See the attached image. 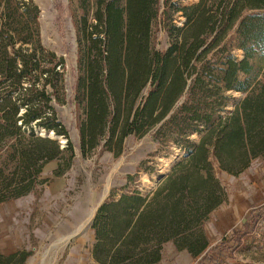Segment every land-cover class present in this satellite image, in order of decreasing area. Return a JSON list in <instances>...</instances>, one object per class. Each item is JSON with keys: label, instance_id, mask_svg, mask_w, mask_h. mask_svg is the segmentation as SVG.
I'll return each instance as SVG.
<instances>
[{"label": "trees", "instance_id": "1", "mask_svg": "<svg viewBox=\"0 0 264 264\" xmlns=\"http://www.w3.org/2000/svg\"><path fill=\"white\" fill-rule=\"evenodd\" d=\"M40 11L34 0H0V203L34 191L48 162L58 160L61 176L75 158L57 110L67 100L66 61L43 44ZM160 19L165 49L155 44ZM73 20L82 153L120 155L126 137L154 128L186 150L156 189L132 187L129 175L112 190L92 221L94 259L157 264L173 241L195 264H226L230 242L246 246L240 239L262 217L252 212L245 229L211 246L205 223L227 196L217 168L238 174L264 159V0H79ZM231 92L244 96L227 110ZM30 255L0 252V264H28Z\"/></svg>", "mask_w": 264, "mask_h": 264}, {"label": "rangeland", "instance_id": "2", "mask_svg": "<svg viewBox=\"0 0 264 264\" xmlns=\"http://www.w3.org/2000/svg\"><path fill=\"white\" fill-rule=\"evenodd\" d=\"M34 1L41 10L39 20L43 44L66 61L67 100L64 104H57V110L69 129L75 158L61 176L54 173L58 160L48 162L39 178L43 183L34 191L0 203V252L10 253L25 248L31 251L28 264H63L71 251L77 249L88 264L95 241L92 221L112 190L126 185L129 175L136 176L130 184L132 187L156 189L186 150L174 142H161L155 137L154 128L143 136L126 137L120 155L101 146L84 155L80 148L79 130L83 116L78 113L73 91L77 78L78 46L73 15L79 7V0ZM179 1L180 5H190L198 0ZM184 20L178 14L175 21L182 25ZM154 36L157 48L168 46L169 37L161 19L154 26ZM233 54L242 58L243 51L235 48ZM231 95L227 110H233L244 93L231 92ZM200 137L199 133L190 136L196 142ZM59 138L60 142L66 143L65 137ZM162 175L164 178L157 181ZM217 176L227 196L205 223L211 246L234 236L237 230L245 229V221L251 219V213L261 212L256 228L240 239L245 248L236 247L237 242L232 240V247L225 249L221 257L226 264H264V159L253 160L246 170L238 174L217 168ZM88 218L89 221L78 228ZM170 247L171 242L164 245V250ZM207 262L212 264L209 259Z\"/></svg>", "mask_w": 264, "mask_h": 264}, {"label": "crops", "instance_id": "3", "mask_svg": "<svg viewBox=\"0 0 264 264\" xmlns=\"http://www.w3.org/2000/svg\"><path fill=\"white\" fill-rule=\"evenodd\" d=\"M172 244V247L169 249L164 250V245L167 243ZM163 245L162 249V258L161 261L157 264H190L192 260H195L197 262V259L192 256L191 253H189L187 250H179L175 243L173 241H167ZM79 250L73 249L71 253L67 256L65 262L63 264H86L84 260V255L80 257ZM193 262L192 264H195L196 262ZM88 264H100L98 263L92 253H91V258H90V263Z\"/></svg>", "mask_w": 264, "mask_h": 264}, {"label": "bare ground", "instance_id": "4", "mask_svg": "<svg viewBox=\"0 0 264 264\" xmlns=\"http://www.w3.org/2000/svg\"><path fill=\"white\" fill-rule=\"evenodd\" d=\"M89 217H92V214H89ZM88 221H89V218L86 219L84 222H81L78 228L83 227Z\"/></svg>", "mask_w": 264, "mask_h": 264}, {"label": "water", "instance_id": "5", "mask_svg": "<svg viewBox=\"0 0 264 264\" xmlns=\"http://www.w3.org/2000/svg\"><path fill=\"white\" fill-rule=\"evenodd\" d=\"M42 134H45V133H42ZM50 135L52 136V135H53V132H52ZM163 178H164V175L160 176V177L158 178L157 181H160V180H162Z\"/></svg>", "mask_w": 264, "mask_h": 264}]
</instances>
